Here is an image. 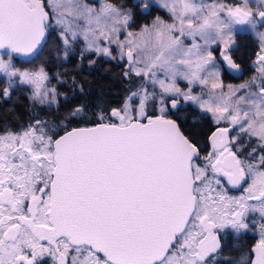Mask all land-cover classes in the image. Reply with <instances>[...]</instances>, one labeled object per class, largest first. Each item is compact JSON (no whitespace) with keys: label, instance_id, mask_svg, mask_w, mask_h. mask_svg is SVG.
Here are the masks:
<instances>
[{"label":"snow or ice","instance_id":"1","mask_svg":"<svg viewBox=\"0 0 264 264\" xmlns=\"http://www.w3.org/2000/svg\"><path fill=\"white\" fill-rule=\"evenodd\" d=\"M161 2L174 22L157 18L139 39L128 32L122 42L131 10L111 0H0V75L9 85L15 78L31 85L41 104L49 92L51 102L57 99L55 88L45 87L44 66L21 71L13 60L37 58L49 35L57 36L65 57L81 38V57L85 51L111 56L115 43L123 59L127 47L125 76L142 78L140 88L92 126H65L61 135L36 121L21 132H0V264H38L44 255L55 264H213L221 230H246L249 212L264 218V31L258 30L264 0L255 10L251 0ZM237 25H247L261 42L254 62L259 75L224 92L223 68L240 69L230 54ZM137 49L149 54L141 59ZM197 83H211L220 95H192ZM181 96L226 125L213 131L212 151L201 163L165 107L170 101L177 109ZM245 136L255 145L242 160L233 148ZM228 186L243 194L228 196ZM260 233L248 264H264V224Z\"/></svg>","mask_w":264,"mask_h":264},{"label":"trees","instance_id":"2","mask_svg":"<svg viewBox=\"0 0 264 264\" xmlns=\"http://www.w3.org/2000/svg\"><path fill=\"white\" fill-rule=\"evenodd\" d=\"M125 7L132 10L133 23L131 25L134 31L141 29L149 23L154 16L162 15L156 9L150 10L148 15L142 14V11H136V3L133 0H123ZM112 3L120 5L122 0H111ZM59 41L56 37L49 35L48 42L43 47L40 55L32 61H20L15 59V66L21 69H32L43 65L45 72L53 75L58 72L59 76L65 81V84L59 87V92L65 95V99L60 100L57 108H41L38 111L28 107L26 98L15 94L14 97L5 99L3 89L4 80L0 79V132L5 130L17 131L40 121L50 131L60 130L67 126V130L76 127L92 126L99 120V114H108L113 108L120 107L125 98L130 94V89L135 90L131 77L125 76V69L116 66L114 63L97 61L91 69L86 67L78 68V63L85 65L86 62L78 60L76 55L70 56L64 64L59 66L56 63V53L59 47ZM241 46V45H240ZM243 45L241 46V48ZM246 48L239 51L241 56L237 60L242 62L243 54L249 53L252 59H255L257 46L253 41ZM11 98V99H10ZM80 109V112L72 116L74 109ZM32 111L33 116L29 113ZM197 109L187 106L179 112L171 115L174 118L181 131L194 143H201L205 137L207 128L211 127L208 120L204 117L199 118ZM52 127V128H51ZM55 128V130L53 129Z\"/></svg>","mask_w":264,"mask_h":264},{"label":"rangeland","instance_id":"3","mask_svg":"<svg viewBox=\"0 0 264 264\" xmlns=\"http://www.w3.org/2000/svg\"><path fill=\"white\" fill-rule=\"evenodd\" d=\"M133 1H134V3H136L137 7H139L136 11H138V12L140 11V13H141V11H143V9H144L143 5L145 3V0H133ZM147 2L149 3L150 6L147 8V11L146 12H142V14L148 15L150 10L156 9V10L160 11L162 13V15L154 16L153 18H151L149 20V23L146 26L142 27L141 29H139L137 31H134L132 29V27H131V25L133 23V20H134V18L132 16L134 12H132V10H131V19L129 21V26L126 29H123V27H122V31L119 34V40L120 41H122V42L126 41V39L128 38V32H132L139 39L140 38L139 34L142 32V30L145 27L151 28L157 18H159L160 20H162V21H164L165 23H168V24H171V23L174 22L171 13L168 11L167 8H165L163 6L161 0H147ZM169 2H171V0H169ZM206 2H212V0H206ZM223 2L226 3V4L243 5L244 0H223ZM258 4H259V0H251L250 6H252L253 9L255 10V8H256V6ZM124 5H125V3L122 0V3L120 5H118V6H122L125 11L129 10L128 7H125ZM243 31L249 32V34L253 38H255V40L257 42V45L259 47V50H260L261 42H260L258 36L255 35L253 33V31L247 25H244V26L237 25V26H235L234 39H235V34L237 32H243ZM259 31H261V30H259ZM52 36L56 37V39H58L56 35H52ZM58 41H59V39H58ZM186 43L190 45L191 41L190 40H186ZM59 45L60 46L58 47V51L55 54L56 55V63L59 66L64 64L66 62V60L70 56L76 55L80 61L86 62L85 67L87 69H91V67H93V65L97 61L100 60L103 63L104 62L114 63L116 66H121V67H123V69H125V71H128V60H127V56H126L127 47L124 49V53L125 54H124L123 59H122L121 58V51H120L119 47L115 43L112 44L111 48H110L111 56L97 55L95 52H87V51H85L83 57H81V52L85 48V44H84V41H83L82 38L79 39L78 42H76L74 44L73 48L68 52L67 57H65L63 46L60 43V41H59ZM235 45H236V41H235V44L233 45L231 50H233L235 48ZM212 48H213V50H217V51L220 52L219 47L213 45ZM137 52L139 53L141 59H143L145 55L149 54V50L148 49H145L144 52H141L139 49H137ZM213 53H214V51H213ZM0 55H3V53L0 52ZM134 55H135V53H134ZM4 58L6 59L7 57H4ZM90 61L92 63H90ZM13 63L15 64V60H13ZM80 64H82V63H80ZM140 66L143 67L142 64ZM39 67L40 66H38L36 68H39ZM256 67H257V65H255V63H254L252 65V70H250V73H249L250 76L245 81H243V82H241L239 84H227L222 79V86H223L224 92L228 91L229 85H231L233 88H239V86L241 84H244V83L250 81L254 76H258L259 73L256 72ZM19 69L21 71L28 70V69H21V68H19ZM32 69H34V68H32ZM32 69H29V70H32ZM222 74H223V70H222ZM47 75H48L49 79L45 83V87L47 89H49V90H51L52 88H55L56 93H57V99H56L55 102H51V93L49 92L48 102H45V103L41 104L39 102V100H35V99L32 98L33 97V88H32L31 85L21 84L19 82L18 78H15V83L9 85L7 80H6V78H4L2 75H0V79L2 78L4 80V82H5L4 88L5 87H10V95L8 97H5V99H7V98L9 99V97L12 98V97L15 96V94H18V96H23L24 98H26V100L28 102V107H30V109L34 108L35 111L36 110L38 111L39 109L44 108V107L46 109L57 108L58 103L60 102V100L65 99V95H63V94H61L59 92V87L62 86L63 84H65V81L59 76L58 72H55L53 75H49L47 73ZM130 77L132 78L131 80L134 81V85L137 87L135 90H133L132 88L130 90L131 91H136L141 86L142 78L135 76L134 73H132ZM177 86L179 88H181L182 91H184V92H188L189 91V85H188L187 81H185V80L179 79L177 81ZM147 87H148V90L150 92L152 90V85L150 83H148ZM191 92H192V95L201 96L203 99L207 100V99H209V97H211L213 95H216V96L220 95L221 90L220 89L212 90L211 83H209L207 86L200 85V84L197 83V84H194L192 86ZM239 94H243V91L241 93H239ZM149 103L151 104L152 102L149 101ZM187 106H190V107L192 106L193 108L197 109V112H198L197 114H198L199 118H201V117L206 118L208 120V123L211 124V127L216 128V127H224V126H226L223 121H221L219 125L216 124V122L214 121V118H213L211 113L205 112L197 104H194L191 101H185L183 99V97L181 96L180 99H179V103H178V108L177 109L180 110V109H182L184 107H187ZM159 107H160V105L157 102L155 104V109H154V112H155L156 115L159 114ZM165 107L172 112L170 101H169V103L167 105H165ZM177 109H175V110H177ZM29 111H30L29 115H30V117H32L33 116L32 111L31 110H29ZM151 111H153V110L150 109V112ZM110 112H111V110L108 112V114H110ZM100 115L101 114H99V117H100ZM169 118H171V117L169 116ZM28 127H25L23 129H20V130H17V131H12V132H21L24 129H27ZM47 129L49 130V127H47ZM53 129L55 130V128H53ZM8 131H10V130H8ZM1 132H4V131H1ZM241 142L242 143L243 142L244 143H246V142L249 143L248 137H246V136L243 137L241 139ZM254 145H255V139L253 138L251 147L254 146ZM211 151L212 150L208 151V153L211 152ZM239 196H241V195H238L236 197H239Z\"/></svg>","mask_w":264,"mask_h":264},{"label":"flooded vegetation","instance_id":"4","mask_svg":"<svg viewBox=\"0 0 264 264\" xmlns=\"http://www.w3.org/2000/svg\"><path fill=\"white\" fill-rule=\"evenodd\" d=\"M258 29L264 31V24L261 25V23L258 22ZM48 38L49 36L47 37V42H48ZM235 41H236L235 48L231 50L230 54L232 55L234 61L240 65V69L243 71V75L240 78H235L234 76H231L230 74L226 73L223 68L222 79L227 84H239L245 81L250 76L249 73L250 70H252V65L257 59V55L255 59H252L249 53H247L246 55L243 54V60L242 62H240L237 60V56H241V54H239V51L242 49H249L246 47L248 44H250L251 41H253L254 44H256L257 46L258 49L257 53L259 52V47L257 45L255 38H253L247 31L237 32L235 34ZM240 45L241 46L243 45V47L241 48ZM213 51L217 60L220 61L221 60L220 52L217 50H213ZM15 59L24 62L33 60V58L31 57H18V55L14 56V60ZM83 67H85V65L78 63V68H83ZM21 97L24 98L23 96ZM177 112H179L178 109L177 110L172 109V113L175 114ZM216 129L217 127L207 128L204 137L206 139H203L201 143L199 142L194 143L192 141L194 145L197 147L198 152L200 153L199 160L197 161L198 163H201L204 157L207 156L208 151L212 150L210 137L213 131H215ZM236 135H237L236 132L231 133V137H235ZM250 147L251 145L248 142L242 143L240 140L237 144L234 145L233 150L235 151L236 149H240V152L238 153L239 158L245 160L248 157V153L251 151ZM257 155H259V152L257 153ZM244 186L247 187V185ZM242 194H243V188H232L231 186H228L227 188V195L230 197H236ZM250 203L258 204L259 202L252 201ZM245 220L249 225V227L246 230H241L240 232H236L235 230L229 227L219 232L221 248L216 254V258L213 264H248L247 257L252 255V251H251L252 248L261 238L260 230H261V225L264 224V218H261V216L257 212H249L246 214ZM38 264H55V261L52 259L51 256L44 255L38 260Z\"/></svg>","mask_w":264,"mask_h":264},{"label":"water","instance_id":"5","mask_svg":"<svg viewBox=\"0 0 264 264\" xmlns=\"http://www.w3.org/2000/svg\"><path fill=\"white\" fill-rule=\"evenodd\" d=\"M92 2H95V0H92ZM146 11H147V9L144 8L142 12H146ZM260 23H261V25L264 24V22H260ZM18 57H24V56L18 55ZM224 71L226 73L230 74L231 76H234L235 78H240L243 75V71L241 69H239V71H230L227 69V67H224ZM210 142H211V140H210Z\"/></svg>","mask_w":264,"mask_h":264}]
</instances>
